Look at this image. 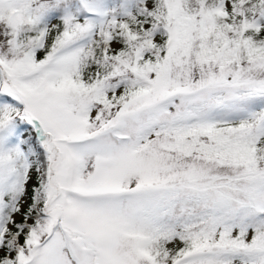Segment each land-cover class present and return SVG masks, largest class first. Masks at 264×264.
<instances>
[{"label": "snow or ice", "instance_id": "1", "mask_svg": "<svg viewBox=\"0 0 264 264\" xmlns=\"http://www.w3.org/2000/svg\"><path fill=\"white\" fill-rule=\"evenodd\" d=\"M0 264H264V0H0Z\"/></svg>", "mask_w": 264, "mask_h": 264}]
</instances>
